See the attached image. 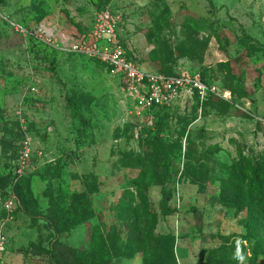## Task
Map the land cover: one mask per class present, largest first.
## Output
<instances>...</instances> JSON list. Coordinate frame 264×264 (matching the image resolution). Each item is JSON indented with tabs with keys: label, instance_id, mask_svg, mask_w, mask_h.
<instances>
[{
	"label": "rangeland",
	"instance_id": "obj_1",
	"mask_svg": "<svg viewBox=\"0 0 264 264\" xmlns=\"http://www.w3.org/2000/svg\"><path fill=\"white\" fill-rule=\"evenodd\" d=\"M105 8L140 68L229 99L181 100L139 141L121 78L69 50ZM2 225L0 264H264V0H0Z\"/></svg>",
	"mask_w": 264,
	"mask_h": 264
},
{
	"label": "built area",
	"instance_id": "obj_2",
	"mask_svg": "<svg viewBox=\"0 0 264 264\" xmlns=\"http://www.w3.org/2000/svg\"><path fill=\"white\" fill-rule=\"evenodd\" d=\"M120 19L109 8L101 11L97 14L90 40L77 41L70 46L69 50L103 63L121 78L123 95L132 101L134 106V111H130L129 115L139 118V124L146 122L147 126L153 127L155 122V117L151 113L153 108L172 107L181 100L192 101L198 97L200 102L204 103L209 95L229 99L228 94H222L216 86L205 83L199 73L185 70L180 71L178 75L169 76L140 68L129 58L127 50L121 44L118 33ZM14 27L20 33L27 31L19 23H15ZM41 32L48 34L43 29ZM142 129L141 125L136 127L137 138ZM30 155L31 151L26 147L17 162V176L25 174L30 165ZM16 203L15 195H11L4 203V210L9 214L12 213ZM7 244L8 240L2 225L0 228V260L7 250Z\"/></svg>",
	"mask_w": 264,
	"mask_h": 264
},
{
	"label": "trees",
	"instance_id": "obj_3",
	"mask_svg": "<svg viewBox=\"0 0 264 264\" xmlns=\"http://www.w3.org/2000/svg\"><path fill=\"white\" fill-rule=\"evenodd\" d=\"M106 9V8H105ZM104 9V10H105ZM128 56H129V53H128ZM129 58H130V56H129ZM131 59V58H130ZM92 60H94V59H92ZM95 62L96 63H99V64H101L102 66H104V67H106L107 68V66L106 65H104L103 63H101V62H99V61H97V60H95ZM160 73H162V74H165V75H169V76H175V75H178L179 74V71H162V72H160ZM203 80H204V82L205 83H207L208 85L209 84H211L210 82H208L207 80H205V78L203 77ZM212 97H213V95H209L208 96V98H207V100H206V102H208L209 103V101L212 99ZM214 98H216V97H214ZM196 104H198V103H200V100H199V98L198 97H196ZM170 107H156V108H153V110L151 111V113L154 115V117H155V122H154V125H153V127H149V126H147L146 124L145 125H143V129L140 131V134H139V141H140V139H142L143 140V138H144V135L146 134V133H149V132H154V131H156L157 132V130H158V126H159V122H160V118L162 117V113L165 111V110H167V109H169ZM130 123H132V122H130ZM136 123V124H135ZM133 122L132 124L134 125V129H136L135 127H137V125H139L137 122ZM18 160V159H17ZM17 162V161H16ZM16 168V164H14L13 165V167H11V170H12V173H13V176H12V174H9V175H11L10 176V183H9V185H8V187L7 188H5V190H3V191H5V193L7 194V196L8 197H10L11 195H15V197H16V199H17V201L19 202V203H21L20 201V197H19V194L17 193V188L19 187V182H14V180H15V177H16V175H15V173H14V169ZM5 211V210H4Z\"/></svg>",
	"mask_w": 264,
	"mask_h": 264
}]
</instances>
